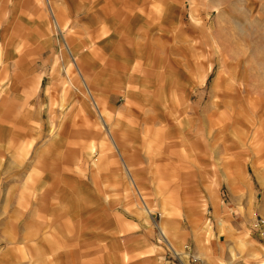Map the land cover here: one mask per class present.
Returning a JSON list of instances; mask_svg holds the SVG:
<instances>
[{
  "label": "rangeland",
  "instance_id": "1",
  "mask_svg": "<svg viewBox=\"0 0 264 264\" xmlns=\"http://www.w3.org/2000/svg\"><path fill=\"white\" fill-rule=\"evenodd\" d=\"M51 2L0 0V264H264V0Z\"/></svg>",
  "mask_w": 264,
  "mask_h": 264
},
{
  "label": "crops",
  "instance_id": "2",
  "mask_svg": "<svg viewBox=\"0 0 264 264\" xmlns=\"http://www.w3.org/2000/svg\"><path fill=\"white\" fill-rule=\"evenodd\" d=\"M46 1H47V5H48V8H49V12H50L51 18L53 20V24L55 25V27H57L60 30L61 28H60V26L58 24V21L56 19V14H55V11H54L52 2H51V0H46ZM3 14H4V12L1 13V15H3ZM93 14H94L93 12H87L86 15L89 16V17H91V16H93ZM112 18L113 17L111 16L110 19L104 20L103 18L100 19L98 17L96 20H94L96 22V26H98L97 31H96L97 35L100 36V37L105 36V40H104L105 43H101V45H99L97 47L96 51H98V50L99 51L100 50H105L106 47H110V44L111 43L114 44V42L111 41L112 36H114L112 34L111 30L114 29V27H115L114 23H116V21L114 19H112ZM141 33L142 32H140L139 35ZM106 36H108V37H106ZM108 42H110V43H108ZM106 43H108V44H106ZM65 48H66L67 52L70 53V55H72V57H74V61H75L76 65L78 63H81L82 67L85 65V59H83V57L81 58V56H80L82 54V52L85 50V48H86L85 45H84V43L81 45L80 50L76 46H74V48L71 47V45L68 42H66ZM118 49H119V52L120 53H122L123 50H124L122 48V46L118 47ZM115 50H117V48ZM147 50H150V46L146 45L142 41L139 42L138 44H136V46L132 50V52L135 54V57H136L137 67H141V65L139 64V63L142 62L141 56H144V53ZM91 53H94V52H91ZM86 58H88V57L86 56ZM111 70H113V69H111ZM120 71L121 70L119 69V70L116 71V73H119ZM80 73L83 74L81 70H80ZM120 73H123V72H120ZM115 86H116L115 88H117L118 85H115ZM87 90L90 93V91H89L88 88H87ZM129 93L130 92L126 93V95H127V98H128V103H131V99L137 94V92L132 93V97L129 96ZM137 95H139V94H137ZM93 106L95 108L99 109V104L97 102H94L93 103ZM98 111L101 114V111L100 110H98ZM117 126H119V125H117ZM112 129H114V128H112ZM112 129L111 130H108V133H109V135L111 136V138L113 140V145H114L115 150L117 151L118 155H120V151H119V149L116 146V142L114 141V136H113ZM124 132H126L127 134H132L133 135V132L131 130H129V129L128 130H125ZM127 136H130V135H127ZM53 142L54 141L50 140V141L46 142L45 144H43V146H41L37 150L36 163L38 162V163H43V164H49L48 166H51V165H53V164H55L57 162V159L60 158L61 153L58 150L55 149V145L53 144ZM128 144L129 145L134 144L133 136L128 137ZM240 155H241L240 152H235V153L232 154V152L231 153H228L225 150H217V151L213 152V160L211 161V164L214 165V168L215 169L222 171V174H220V178L217 177V178H215L216 180H214L212 182L213 186H217V185L220 184V181H218V180H221V183H223V184L225 183L226 185L227 184L228 185H232V183L235 182V178L232 179V177L230 175H228V173H226V168H227L226 165L229 162V158H230V162H231L232 159H234L233 160V163H235V166L236 167L238 165H240L241 158H236L237 156H240ZM211 159H212V153H211ZM114 161H115V159L113 158V161H112V169L116 170L117 173H115V177H114V174L112 175V178H113L112 180L114 181V183H118V180H120V174H119V171H118L119 170V167H118V164L117 163H113ZM101 166H103V165L101 163H99L98 164V167H101ZM59 168H60V166H59ZM54 174H56V173H54ZM54 176H56V175H54ZM217 196H212L211 197V202H212L215 210L219 206V200H220V198L217 197ZM111 204L112 203H110V205ZM200 209L202 211H204V207L203 208H200ZM145 213H146V215L151 214V210L149 209V207H146ZM163 217L164 218L161 219V223L159 225V228H160V231H161L160 233L162 235V238H166L167 239L168 238V235L170 233V229L175 230V227L169 224V222L167 221V216L166 215L163 214ZM203 225L205 226L202 229L203 232H204L203 234L206 235V236H208L209 235L208 232L210 231V228H209L208 224H205L204 223ZM218 225H219L220 228H222V227L225 226V222L223 220H220L218 222ZM196 242H197L196 244H199L197 250L199 251L200 257H204V258H206V259L209 260V258H210V250L204 247L203 244H204L205 241L203 240V241H201L199 243L198 242V239H197ZM242 243H244V242L243 241H240V244H242ZM53 248H57V247H53ZM172 251L174 252V254H177V252L175 250L172 249Z\"/></svg>",
  "mask_w": 264,
  "mask_h": 264
}]
</instances>
